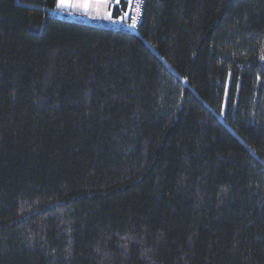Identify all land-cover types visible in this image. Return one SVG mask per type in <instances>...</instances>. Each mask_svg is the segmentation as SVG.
Masks as SVG:
<instances>
[{"label":"trees","instance_id":"1","mask_svg":"<svg viewBox=\"0 0 264 264\" xmlns=\"http://www.w3.org/2000/svg\"><path fill=\"white\" fill-rule=\"evenodd\" d=\"M57 1L0 0V264H264V0Z\"/></svg>","mask_w":264,"mask_h":264},{"label":"crops","instance_id":"2","mask_svg":"<svg viewBox=\"0 0 264 264\" xmlns=\"http://www.w3.org/2000/svg\"><path fill=\"white\" fill-rule=\"evenodd\" d=\"M68 2L72 6L61 7V0H58L56 8L52 12L93 22L110 20L114 23L123 19L122 17L114 18L112 16V9L120 0H68Z\"/></svg>","mask_w":264,"mask_h":264},{"label":"built area","instance_id":"3","mask_svg":"<svg viewBox=\"0 0 264 264\" xmlns=\"http://www.w3.org/2000/svg\"><path fill=\"white\" fill-rule=\"evenodd\" d=\"M146 0H131L130 11L128 15L127 23L131 30L136 31L143 19L144 8ZM139 3V11H137L135 5Z\"/></svg>","mask_w":264,"mask_h":264},{"label":"rangeland","instance_id":"4","mask_svg":"<svg viewBox=\"0 0 264 264\" xmlns=\"http://www.w3.org/2000/svg\"><path fill=\"white\" fill-rule=\"evenodd\" d=\"M129 11H130V9H129ZM128 15L129 14H127V16H126L127 20H128ZM95 23H99V24H103V25H107V26H111V27H125V28L131 30L128 23L124 19H121V20L114 22V23H112L110 20H100V21H95ZM225 103H226V100H225Z\"/></svg>","mask_w":264,"mask_h":264},{"label":"snow or ice","instance_id":"5","mask_svg":"<svg viewBox=\"0 0 264 264\" xmlns=\"http://www.w3.org/2000/svg\"><path fill=\"white\" fill-rule=\"evenodd\" d=\"M67 6H72V5L68 2V0H61V7H67ZM84 6H87V5H84ZM135 7L137 11H139V3H137Z\"/></svg>","mask_w":264,"mask_h":264}]
</instances>
